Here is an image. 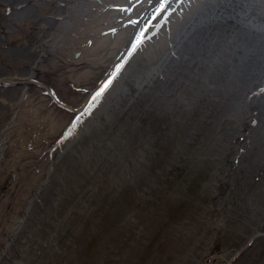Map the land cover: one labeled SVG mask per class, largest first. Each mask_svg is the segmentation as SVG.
<instances>
[{
	"label": "bare ground",
	"instance_id": "obj_1",
	"mask_svg": "<svg viewBox=\"0 0 264 264\" xmlns=\"http://www.w3.org/2000/svg\"><path fill=\"white\" fill-rule=\"evenodd\" d=\"M39 1L40 4L33 0V7L36 4L38 8H27L32 0H0V16L6 15L12 26L19 16L24 17L28 12L31 18H25L27 24L18 25L24 27L20 29L39 24L32 36L26 37L30 47L41 44L42 32L52 33L58 24L61 26L60 39L52 51L56 53L52 56L50 52L49 58L47 50H38L37 55L46 59L43 63H49L45 68L40 66L41 62L21 63L11 56L0 61V77L7 78L4 81L13 84L17 81L15 75L28 79L19 81L16 92L0 88V264H13L15 258H20L19 245L26 240L29 250L22 264H40L44 256L51 257L60 244V230L65 227L63 234L69 228L67 214L76 224L77 247L83 248L88 228L80 219L85 212L80 210L85 201L96 195L101 196L102 204L107 203L106 218L102 221L104 230L99 232L109 234L105 238L112 240L113 244L108 242L112 246L102 244L110 252L102 253L113 264H127L129 254L146 241L154 242L155 252L147 255V264H264V160H260L264 158L261 157L264 154V0ZM228 17V23L236 21L237 26L254 31L239 30L241 43L252 42L253 48L250 51L249 44L240 42L234 46L230 39L219 44L223 49L214 51L212 59L220 55L226 57L224 61L228 56L236 58V66L245 75L243 81L240 77L238 81L232 79L233 85H220L219 76L206 68L202 73L204 70H197V65L203 61L200 52H205L202 36H209L215 26L224 22H218L220 18ZM217 39L213 36L208 41L215 44ZM5 44L0 45L1 50L9 54L3 49ZM73 46L74 50L70 51ZM226 47L231 49L227 51ZM31 50L37 53L36 49ZM59 54L64 56L59 58ZM249 57L253 60H248ZM26 66L31 67L32 75L23 74L20 67ZM229 70L222 73L230 75ZM196 74H202L201 79L196 80ZM23 84L27 87L23 88ZM19 86L23 88L21 94H17L21 90ZM136 98L140 105L134 103L141 107V113L165 120L166 129L162 137L156 135L154 143L149 135L139 134L133 143L128 142L131 139L127 131L137 134L139 129L134 123L130 126L127 123L137 108L128 111ZM151 106L158 110L150 113ZM205 109L217 112L209 118L208 127L203 126ZM193 112L200 114V122L185 128L182 122ZM103 115L117 119L106 136L94 126L103 120ZM125 116L127 119H123ZM247 116L255 121L253 136L247 138L237 173L228 178L221 165L229 152L231 135L234 136ZM148 129L145 127L140 133ZM199 133L202 135L197 138ZM170 141L174 147L167 159L158 157L154 162L153 147L168 145ZM134 142H138L137 154L131 152ZM192 143L188 150L186 146ZM249 146L258 150L253 158ZM58 157L63 160L55 176H62L64 182L67 173L73 180L67 189L59 187V191L63 189L69 195L63 201L58 197L53 201L37 199L40 191L37 188L45 176L56 172L53 168ZM173 165L181 171L185 168L187 176L167 192L155 188L160 173L164 175L165 168ZM148 168L153 172L150 175ZM208 168L209 178H219L226 185L229 182L228 195L215 205V216L209 210L212 205L202 208L194 204L195 212L188 205L183 208L182 219L167 227L160 226L157 221L167 212L168 204L186 200L189 195L198 196L193 192L187 194L185 178L193 179L198 169L208 175L204 170ZM79 173L84 175L82 180L77 179ZM107 173L115 179L109 183L106 180L103 187ZM145 173L148 176H142L144 183L140 184L136 177ZM118 176L130 190L128 195L113 185ZM205 183V193L215 189L211 184L207 189L208 182ZM78 186L83 195L75 193ZM155 193L158 198L154 197ZM47 196L48 193L44 195ZM73 197L77 203H72ZM64 202L66 205L62 207ZM72 211L77 212L76 216ZM27 213L30 219H25ZM48 218L51 224L45 221ZM51 231L56 234L52 235ZM90 231L98 233L92 227ZM199 240V250L196 248L194 255H188L185 246L193 249L188 243L194 246ZM64 243L60 256L70 258L64 251L70 245ZM212 254L218 260L208 259Z\"/></svg>",
	"mask_w": 264,
	"mask_h": 264
},
{
	"label": "rangeland",
	"instance_id": "obj_2",
	"mask_svg": "<svg viewBox=\"0 0 264 264\" xmlns=\"http://www.w3.org/2000/svg\"><path fill=\"white\" fill-rule=\"evenodd\" d=\"M37 1L40 4V1L39 0H37ZM30 5L31 6H28L27 8H30V7H32V8H38L39 7L36 4L34 5L35 7H33V0H32V3ZM5 12H7V11H5ZM30 13L31 12L26 13V15L24 17L23 16H19L17 18L18 19L17 22L13 26L10 24V22L8 21L7 18H4V19L0 18V21H1L0 30H2L3 27H6L7 29L19 30V32L14 33L13 35H10V37L7 38V40H6V37L5 36L0 35V45H2L3 43H7L4 46H5V48L6 47L8 48L7 49V52L9 53V54H4V52H6V51H2L1 50L2 48L0 46V61L6 60L5 59L6 56H11V59L12 58H16L15 60L21 61V63H24V62H27V61H31V60L34 61L33 63H35V62H41V63H43V62L46 61V59H45V57L40 58V56L37 55L39 49H43L44 52H47L48 51V57L49 58H50V56H49L50 52H51L52 56L56 53V52L55 53H52V51L57 47V45H56L57 44V41L60 39V37H58L59 35H61V32H59L61 26L59 24H58L57 28L55 29V31H53L52 33H50L51 31H49V32H42V37L43 36L44 37L39 40L41 44H38L37 46H33V47H30L28 45V42L26 40V37L28 36V34H29V36H31L32 33H33V30H35L36 27L39 26V24L28 25L27 27L25 26L26 27L25 29H20V28H24V27H20L18 25L27 24V20L25 18H31ZM41 17H43V13H42ZM229 18L230 17H228V18H220V20L218 22H220L222 20L224 22L222 23L221 26H215L214 32L211 33L212 35L209 34L210 37L208 35L206 37L202 36V40L203 41H201V44L205 48V52H203V53L200 52L199 55H202L203 61H202V63H198V65H197V70L202 71V70H204L206 68V71H210L215 76H219V78L222 79V80H220L221 83H218L220 85L221 84L230 85V84H232V79L233 80L234 79H237L236 81H238V79L240 77H241V80L243 81L245 75L242 73L241 69L236 66V58H231V57L228 56V58L224 61V59L226 57L220 55V56L216 57L215 60H213L211 54H213L214 51H216L218 49L219 50L220 49H223L222 47H220L219 44L220 43H223V42L227 43V40L228 39L231 40V44L232 45L238 46V42L241 43L239 30H241V31L246 30L244 32L250 31V32H253L254 33V31H251V30L245 29L243 27L237 26V22L236 21H233V23H228V19ZM232 18L236 19L237 21H241L238 17L233 16ZM1 19L4 20V21L2 22ZM30 20L31 21H36V19H30ZM5 23H8V26H5L4 25ZM43 25L44 24H42V26ZM228 25H230V26H228ZM53 27H54V24H53ZM30 28H32V32H31V30H29ZM225 30H227V31L224 34L223 32ZM231 30H233L234 33H229ZM257 32L258 33H261L262 31L257 30ZM213 36H216V38H218L217 39V42L215 44H210V42L208 40L211 37H213ZM250 43L253 44L252 42L244 41V42L241 43V45H243V44L248 45L249 44L247 47H249V50L252 51L253 46L250 45ZM18 46H20V47H18ZM77 47L78 46H75V48H77ZM31 48L36 49L37 50V53L36 54L32 53ZM226 49H227V51H229V49H231V48L226 47ZM73 50H74V46H73V48L70 51H73ZM25 51H26V53H25ZM41 56H44V54L42 53ZM63 56H64V54H62V55L59 54V58H61ZM36 58H38V59H36ZM248 60L252 61L253 59H251V57H249ZM60 62H62V61H60ZM48 64L49 63H47V64L46 63H43L40 66H43L45 68ZM50 64H52L51 61H50ZM30 66H31V64H30ZM20 68L22 69V72H23V74L25 76L26 75H32V74H30L31 73V67H27L26 66V67H20ZM226 69H230L229 71H230L231 74H232L233 71L239 72V75L238 74H233V75L230 74V75H227V74L222 73V71L223 70H226ZM203 72H205V70L202 71V73ZM201 76H202V74H201ZM201 76H198L196 74V80L201 79ZM14 78H15L14 80H17V81H15V82L13 81L14 82L12 84L13 85V89H10V87H9L8 88L9 91L14 90L16 92L18 90V89H16V87L19 85V81H21V80L23 82L28 81V79H26L23 76L19 78V76L17 77L15 75ZM23 85H25V84H23ZM19 87H20V89L22 88V86H19ZM25 87H27V86L25 85L23 88H25ZM167 88H168V86L166 85L164 92L167 90ZM22 89L17 94H21ZM14 98H18V97H14ZM137 98H138V96H137ZM137 98L134 99L133 103L131 104V105H134V106H130L129 109L127 108L128 111L130 112V111H132V108L137 107L136 109H133L134 112H132L131 115H130L131 121H128L129 120L128 119L127 120V123L129 124V126L131 125V123L132 124L134 123L139 129H138V133L137 134H135V132H133V131H127L128 138L131 139V141L129 140L128 142L129 143L130 142L133 143V139L137 138L136 135L139 134V135H142V136H145V135L148 136L149 135L148 137L150 139H152L153 140V143H154V141L156 140V137H157L156 135L162 137V135L164 133V130L166 129V127H165L166 123L164 122L165 120H164V118L163 119H161V118L159 119L158 117L157 118H153V116L151 114H149L147 116L146 114H143L144 112L141 113L140 112L141 111V107L138 106V105H136L134 103L135 101H137V104H139ZM8 99H10V98H8ZM1 103L3 104L4 102H1ZM150 109H152L150 111V113H152L153 110L154 111L158 110L156 107H153V106H151ZM142 110H143V107H142ZM204 113H205V116H206V122H205V124L203 126H207V125L210 126L211 125V119H209V118L215 116V114H217V112H211L209 109H205L204 110ZM109 116H111V115H109ZM102 117H103V120L100 119L99 120V123L97 125H94V126L98 128V130L100 131V133L102 135H105V134L109 135V130H111L110 128H112V126H110V125H111V123H115V121L117 119L116 118H112V117L111 118H107L105 115H103ZM199 117H200V114H198L196 112H193L192 114H190L187 117V119H185V122L184 121L182 122L183 123V126L185 128H190L195 123L200 122V120H198ZM123 119H127V117L125 116ZM242 122H243L242 126L240 128H238V129H236V133H234V136L231 135L232 140L230 142L231 143L230 149H229V152L227 153V156H226V158H225V160L223 162L224 164L221 165V166L225 167V168H223V171L225 170L224 173L226 175H228V178H229V176L235 175L237 173V171H238V169L240 167L239 162H240L242 156L244 155V152H246L247 138L249 136H253V128H252V126L255 124L254 123L255 121L253 120V118L252 117L249 118V116H247V118L246 119H243ZM177 124L179 126H181L178 122H177ZM203 126H202V129H203ZM145 127L146 128L149 127V129L146 132H144V133H140L141 131H143L142 129H144ZM130 130H132V129H130ZM150 135H151V137H150ZM199 135H202V134L199 133L197 135V138H199L198 137ZM128 142H126V146L129 145ZM134 144H136V146ZM134 144L131 145V148L133 150L131 152L137 154V148H139L138 142H134ZM160 145H161L160 147L159 146L156 147V148L153 147V149H155V152L153 151L154 152V156H155L154 162H156V161L159 160L158 157H160V158L164 157L165 158L164 160H166L167 157L169 156L170 152H171V147H174L173 141L172 142L170 141V143L168 145L165 144V143L160 144ZM192 145H193V143L192 144H189L188 146H186L187 149L190 148ZM249 147L251 148V146H249ZM253 148H254V146L251 148V155H250V156H252V158L254 157V155H253L254 154V151L255 152L258 151L257 149H253ZM248 150L249 149H247V151ZM77 152H81V149L80 150L78 149ZM263 156H264V154L261 157H263ZM58 159L59 160L54 163V168H53V169H56V172L55 173H51V174L49 173V175L47 177L45 176V179L42 180L41 185L39 186L40 188H37V190H40L39 191V195L36 196L37 199L47 198V200H52L53 201V200L57 199V197H58V198H60L63 201L66 198V196L69 195L68 194L69 192H67V194L63 193V189H67L66 186L69 183H71V181H73V180L72 179L70 180V178L68 177L67 173L64 174V175H66L65 176V179H64V182H63L62 176L61 177L60 176L59 177H56L55 176V174L60 169L59 166H60V164H62V160H63V159H60L59 157H58ZM260 160L262 161V160H264V158L263 159H260ZM162 162H159V163H162ZM229 162H231V164H229ZM55 164H56V167H55ZM263 164H264V162H263ZM220 169H221V167H220ZM263 169H264V167H263ZM149 170H151V169L148 168L147 169V173L150 175L153 172H151L152 170L151 171H149ZM200 170L201 169H198V171L195 170V172H194V178L193 179H191V178H185V181H187V183H188V184H186L188 186L185 185L186 186V190L185 191H187V194H191L193 192L195 194L198 193V196L193 197V196L189 195L186 200H181L180 202H177V203H170V205L168 204V210H167V212H164V214L159 218L162 221L159 220V219L157 221L158 224L160 223V226H162V227H165L166 226L167 227V226H169L168 224L175 223V222L179 221L180 219H182V217H183V215H182L183 210L185 208H187L188 205H189L188 207H193V212H195V210H196L195 205H197V206L199 205L202 208L208 207L209 205H212L211 209L209 208V210H211L212 216H215V214H216V210L214 209L215 208V205L218 204V200L219 199L226 198V195H228L227 192H229V190H228V187H226V186H229V182L226 185V182L222 181L219 178H214L213 180H212V178H209V177H211V172L210 173L208 172L209 168L208 169H204L206 173H209L208 175H205L203 173H200L201 172ZM48 171L50 172L49 169H48ZM164 171H165L164 172V175H162L163 172L160 173V175L156 179V183L154 184V187L155 188L156 187H160V188L163 189V191L168 190L169 188H171L174 185H177L178 181L182 180L184 178V176H187V175H185V172H184L185 171V168L182 169V171H181V168L180 167H175L174 165L172 167L165 168ZM147 173H145V174H139V177H136V180H138V182L140 184H143L144 182L142 181V178L141 177L142 176L145 177L147 175ZM106 175H108L107 178H105L102 181V186L103 187L106 186V180H108V183H109L111 181V179L112 180L115 179L114 176L111 177V174L110 173H107ZM83 178H84V175L82 173H79L77 179L82 180ZM116 178L117 179L115 180V182L113 181V185H115L119 189H122L123 190V193L122 194L128 195L130 193V190L128 189V187L127 186H124L122 184V180H120V181L118 180L119 176L116 177ZM178 178H179V180H178ZM210 179L212 181H210ZM65 180L66 181L68 180L69 182L67 181L68 182L67 183V182H65ZM136 180L134 179L135 183H136ZM205 181L208 182L207 189L209 188L210 184H211V187H214L215 189H210L209 192L205 193L204 192V191H206V183H205ZM42 185H44V186H42ZM135 186H133V187L131 186V189H135ZM163 186H164L165 189L163 188ZM59 187H62L63 189H61V191H59V189H60ZM78 189H79L78 191H77V189L75 190V193L79 192L80 195H83L84 193L82 191H80L81 189H80L79 186H78ZM163 191H160V192L163 193ZM43 192H45V193H43ZM165 192H167V191H165ZM46 193H48L49 196L44 197V195ZM154 197L155 198H158V196H157L156 193L154 194ZM88 200L89 201H85V203H84V205L82 207V210H80V207H79V210L80 211H84L85 212V215H83L80 219H82V220H84L86 222V225H87V228H88L85 231L87 233H86V236H85L86 241H85V245L83 246V248H81V246H80V249L77 247V245H78L77 244V239L75 238L76 237V233L74 231L76 224L73 222V219L69 216V214H67L68 215V222H69L68 223V226H69V228H67V230L63 234H61V231L65 227H63V229L60 230V232H59L60 233L59 234V237L60 238H59V241H58V243H60V244L58 245L57 248L55 247V249H57V250H53L51 252L52 254L50 253L52 255L51 257H49L46 254L47 256H44L43 257L44 260L41 261L40 264H86V263L87 264H96V263L97 264H103V263L104 264H113L112 260L110 258H109V260H107L108 257L107 256L105 257V255L102 253L103 250H107L106 251L107 253L110 252V251H108V248L109 247H107V246L105 247L102 244L105 243L106 245L108 244V245L112 246L111 244L108 243V242H111L112 243V240L109 239V238H105V236H107L109 234L103 235V234H101V232H99V230H102V231L104 230L102 221L104 222L105 221L104 218H106V215L105 214H107V212L105 210H106V207H107V203L105 202L106 206H105V204H102L103 203V200H102V198H101L100 195H96L94 198L88 199ZM72 203H77V201H76V199L74 197L72 199ZM65 205L66 204L64 202L63 205H61V206L64 207ZM156 206L157 205H155V207ZM184 206H185V208H184ZM93 210H95V211L88 218L89 214ZM76 213L77 212H74V211L71 212V214L74 215V216H76ZM26 215H27V217H26ZM26 215H25V219L26 218L30 219V217L28 216V213ZM85 217H86V219H85ZM73 218L75 219V217H73ZM47 220H49V223L51 224L50 219L48 218L45 221L47 222ZM19 224H21V223H19ZM91 227L94 228L95 230H97L98 233L96 234V233H93L92 231H90ZM88 231H90V232H88ZM263 231H264V228H263ZM51 234L54 235L56 233H55V231H54V233L51 231ZM248 235L251 236L252 234L249 233ZM45 237L48 238V236H47L46 233H45ZM157 237H158V235L156 236V238ZM74 238H75V247H73L72 244H71V243H73ZM99 240L101 242H98ZM28 241L29 240L23 241L22 242V245H19L20 243L18 244L19 245V249L22 248L21 249L22 252H21V250H19V252L17 253V255L22 260L20 258H15L13 264H22V263L25 262L24 260L26 259V255H27V252L29 250V247L27 245L28 244ZM65 241H66V243H69L70 249L69 250H64V251L68 255H70V258L69 257L63 258L62 256H60L61 255L62 248L64 247V244H65L64 243ZM200 241L201 240H199L198 242H196V244L194 246L191 243H188L189 246H191L193 249L188 250L187 246H185L188 255H190V254H193L194 255L196 253V250L197 249L199 250L200 247H197V246L199 245ZM86 243H87V245H86ZM153 243L154 242H149L148 243V241H146V242H142L139 246H137V249H135L134 251H132L129 254V256L127 257V259H128L127 264L146 263V261H145V260H147L146 258L148 256H150V255H152V254L155 253L152 250L153 249V245H154ZM81 250H82V253L83 254H80V251ZM157 250L160 251L161 250V247L157 248ZM146 252H148V253L146 254ZM215 252L216 251H213V253H215ZM107 253H105V254H107ZM213 255H210L209 256V259L212 258ZM68 259H70V260H68ZM114 264H116V263H114Z\"/></svg>",
	"mask_w": 264,
	"mask_h": 264
},
{
	"label": "flooded vegetation",
	"instance_id": "obj_3",
	"mask_svg": "<svg viewBox=\"0 0 264 264\" xmlns=\"http://www.w3.org/2000/svg\"><path fill=\"white\" fill-rule=\"evenodd\" d=\"M9 12H7V13H5V14H8ZM0 18H2V19H4V18H6V16H0ZM29 30H31V32H32V28H30ZM17 32H19V30H13V29H7L6 27H3L2 28V30H0V35H3V36H5L6 37V40H7V38H9L10 37V35H13L14 33H17ZM32 36V35H31ZM39 40V39H38ZM3 49L4 50H7L8 48L6 47L5 48V46L3 47ZM12 69V68H11ZM12 76H13V74L11 73V78H12ZM14 78V77H13ZM4 80H7V78H1L0 77V88L1 89H8L9 87H10V89H13V85H12V82H7V81H4ZM20 85V84H19ZM229 164H231V162H229ZM96 210V209H95ZM95 210H93L90 214H89V216H88V218L93 214V212L95 211ZM80 254H83L82 253V250L80 251ZM108 260H109V258H108Z\"/></svg>",
	"mask_w": 264,
	"mask_h": 264
},
{
	"label": "water",
	"instance_id": "obj_4",
	"mask_svg": "<svg viewBox=\"0 0 264 264\" xmlns=\"http://www.w3.org/2000/svg\"><path fill=\"white\" fill-rule=\"evenodd\" d=\"M165 1H167V0H165ZM165 1H164V2H165ZM214 254H217V253H214ZM212 255H213V254H212ZM218 258H219L218 256H214V255H213L212 258H210V259H212V261H216V260H218ZM208 259H209V258H208Z\"/></svg>",
	"mask_w": 264,
	"mask_h": 264
}]
</instances>
